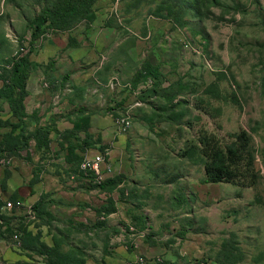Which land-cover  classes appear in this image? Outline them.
Masks as SVG:
<instances>
[{
  "label": "rangeland",
  "instance_id": "rangeland-1",
  "mask_svg": "<svg viewBox=\"0 0 264 264\" xmlns=\"http://www.w3.org/2000/svg\"><path fill=\"white\" fill-rule=\"evenodd\" d=\"M56 1L0 0V159L11 158L0 164L2 264H264V0H206L198 12L187 0H99L94 20L46 29L31 49L30 23ZM96 36L111 42L97 61L70 46ZM24 55L19 104L14 63ZM139 71L138 85L153 84L137 92ZM73 94L82 103L56 116L78 113L68 129L84 149L65 148L66 129L59 151L39 147L47 111ZM32 96L50 98L40 118ZM90 146L107 152L113 184L81 168ZM229 148L243 154L242 173L208 182L206 153L236 171ZM13 199L34 213L6 209Z\"/></svg>",
  "mask_w": 264,
  "mask_h": 264
},
{
  "label": "trees",
  "instance_id": "trees-1",
  "mask_svg": "<svg viewBox=\"0 0 264 264\" xmlns=\"http://www.w3.org/2000/svg\"><path fill=\"white\" fill-rule=\"evenodd\" d=\"M99 0H57L53 5L46 7L41 11V13L33 19L30 23V27L33 29V37L30 42V48L33 49L36 40H38L43 34L46 33V29L53 31L54 33L59 32H68L71 31L77 24L83 21H92L95 19V12L93 6ZM124 1V0H120ZM194 4L195 10L198 12L201 9V3H204L206 0H187ZM220 6V5H219ZM78 42L75 39L70 40V46L73 48L78 47ZM30 65L29 55H24L14 63V78L15 84L14 89L19 92L20 96L17 99L19 104L23 103L24 98L26 97V83L28 79V67ZM150 75H158V70L154 69L150 72ZM145 77L143 71H139L136 75V84L137 88L138 80L141 77ZM147 81V80H146ZM139 86V85H138ZM42 130V129H41ZM45 130V131H44ZM40 132V131H39ZM46 136L44 139L46 141H41L39 147H43L44 143L51 142L50 138V129L44 128ZM60 134L65 138L64 143H67L68 150L84 149V141L81 137L78 136L77 129H66ZM81 142V143H80ZM47 145V144H45ZM210 158L209 161L205 164V172H207V181L210 183H219L222 181L234 182L236 178L240 176L241 170L238 167V164L243 159V154L239 150H233L229 148L226 151V158L231 165L236 166L235 172H230L227 174L224 169L220 166V158L222 157L221 152L216 153H206ZM235 169V168H234ZM113 180H106L101 184L102 187L113 184ZM16 200V199H13ZM35 208L39 207V203L34 204ZM102 208L106 209L108 212H112L113 208H110L108 205H103ZM6 227H8L6 222ZM4 227V229H6ZM16 234V233H15ZM51 258L53 257L50 255ZM56 260V257H53V260ZM9 264V263H8Z\"/></svg>",
  "mask_w": 264,
  "mask_h": 264
},
{
  "label": "crops",
  "instance_id": "crops-1",
  "mask_svg": "<svg viewBox=\"0 0 264 264\" xmlns=\"http://www.w3.org/2000/svg\"><path fill=\"white\" fill-rule=\"evenodd\" d=\"M105 5V4H104ZM91 39V38H90ZM107 39H104V38H102V37H100V36H96L95 37V39L94 40H92L91 39V43H92V46H87L86 44V42H83L82 43V41H80V40H77V42H78V44L80 45V47L82 46V49H84V55H86V56H89V61H97L98 60V58H99V56H102L101 54H106L107 53V50H108V47H109V45H110V43L111 42H109V41H106ZM83 44V45H82ZM79 47V46H78ZM78 47H76V48H78ZM106 56H104V58H105ZM106 59V58H105ZM77 78H79V76L78 75H76V76H74L73 78H72V81L73 82H77ZM65 79L67 80L68 79V76H66L65 77ZM69 79H70V77H69ZM68 79V80H69ZM86 79V78H85ZM28 87H30V86H28ZM75 87H80V86H69L68 87V90H69V92H71V91H75ZM32 88H33V90H34V86H32ZM35 94L37 95V96H40L41 95V91L40 90H38V89H35ZM31 100H33L34 101V106H32V110H33V112L35 113V116H38V118H40V117H42L41 115H40V110H38L40 107H41V105L43 106V107H49V105H51V103H50V98H47V97H45L43 100H41V101H43V104H42V102L41 101H37V98L35 97V96H32L31 97ZM77 102H80V100L73 94V95H71L69 98H68V101L64 104V105H60L59 107H54L53 108V110H50V111H47V113L49 114V121L48 122H46V123H44V124H42V125H49V127H47V128H49L50 129V131H51V133H50V138H51V142H50V144H49V146H50V149L52 150V151H54V152H57V151H59L60 149H61V146H60V139L58 138L59 137V135L58 134H56V132H57V130L58 131H63V130H65V129H68V128H72L73 127V120L75 119V117L78 115V113L77 112H75V113H73V114H69V116H66L65 118H62V119H60L59 117H57L56 116V114L58 113V112H60L63 108H67V106H70V108H75V103H77ZM82 102H80V104H81ZM56 111H58V112H56ZM35 125H37L38 124V119L37 118H35ZM43 120V119H42ZM93 132H94V134H98L96 131H93V130H91V134L93 135ZM53 133V134H52ZM55 134V135H54ZM79 135H80V137L83 139V141H84V138H83V135L81 134V133H79ZM93 137V136H92ZM81 143V142H80ZM83 144V143H82ZM98 144L96 143V146H97ZM87 147V146H86ZM85 147V148H86ZM65 148L66 149H68L67 148V143L65 142ZM88 149V155H86L85 157H87V156H93L95 153H97V152H93V146H90L89 148H87ZM77 151H81L80 149H76ZM93 152V153H92ZM2 251H3V245H2V242L0 241V259L2 258L3 259V257H2ZM4 260V259H3ZM9 263V262H8Z\"/></svg>",
  "mask_w": 264,
  "mask_h": 264
},
{
  "label": "built area",
  "instance_id": "built-area-1",
  "mask_svg": "<svg viewBox=\"0 0 264 264\" xmlns=\"http://www.w3.org/2000/svg\"><path fill=\"white\" fill-rule=\"evenodd\" d=\"M109 84H110L109 88L112 89H114V87H116V89L119 88V86H114L115 84L116 85L119 84L117 77L112 78ZM152 84H153V80L149 78V80L144 82L145 86H141L143 84H140L139 86H137L136 91L140 92L142 91V89L151 87ZM131 125H132V120L129 114L117 120V126L122 131H127V129L130 128ZM106 154L107 152L106 153L97 152L93 156L85 157L81 162V168L85 171H90L91 173H93L95 175L96 181L99 183L105 182L108 179L109 175H111V173L113 172L112 166L108 164L106 161ZM5 162L11 163V158L9 157L8 159H0V164ZM6 209L8 210L19 209L21 212L22 210H24V214H26L27 216L32 215L34 213L33 207L32 206L27 207L25 201L21 199L9 200L6 205ZM13 238H14V242L16 243L15 246L17 245V248L19 249V247L21 246V235L16 233L14 234ZM37 259L39 260L40 257H37ZM0 264H2L1 260H0ZM127 264H145V261L143 260V258L139 257L138 260L134 262H128Z\"/></svg>",
  "mask_w": 264,
  "mask_h": 264
}]
</instances>
